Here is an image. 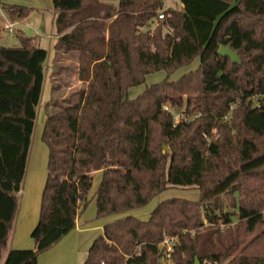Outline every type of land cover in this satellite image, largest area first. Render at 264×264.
Instances as JSON below:
<instances>
[{"label": "trees", "instance_id": "obj_1", "mask_svg": "<svg viewBox=\"0 0 264 264\" xmlns=\"http://www.w3.org/2000/svg\"><path fill=\"white\" fill-rule=\"evenodd\" d=\"M179 1L181 9L163 10L160 19L163 0H52V72L67 70L73 58L83 87L57 102L43 126L47 178L34 249L9 243L50 51L24 36L21 46L0 44L2 264H38L75 227L96 171V217H119L104 226L84 264H157L167 236L178 239L175 264H196V257L264 264V0ZM0 10L15 21L32 8L0 3ZM220 45L237 51L242 64L220 55ZM196 59L197 69L170 79ZM161 70L166 78L129 96ZM58 88L53 84L52 97ZM164 105L188 120L175 124ZM170 187H195L199 198L163 200L147 219L126 215ZM228 206L237 209L235 229ZM219 223L228 226V241Z\"/></svg>", "mask_w": 264, "mask_h": 264}, {"label": "rangeland", "instance_id": "obj_2", "mask_svg": "<svg viewBox=\"0 0 264 264\" xmlns=\"http://www.w3.org/2000/svg\"><path fill=\"white\" fill-rule=\"evenodd\" d=\"M0 3L17 4L32 8L30 14L27 17L23 19H18V24L15 25L13 33H10L6 29H0L1 45L7 47L21 46L22 40L20 36H24V37L34 38L38 44H40L42 47L46 49H53L54 37H51V34H56V29L54 25V8H53L52 0H0ZM163 3L164 6L162 10H166L169 8L181 9L182 7L181 2L179 0H163ZM0 12L5 13V11L2 10H0ZM67 60L68 61L64 62V65L69 66L68 69L63 70L58 74H54L52 72L51 66H48L47 68V78L49 77L51 82L53 84L58 85L59 88L57 91H55V93H53L54 96L52 97L49 103L50 108L46 106L47 104L46 105L43 104L39 110V119L37 121L33 135V140H32V148L34 149L33 150L34 155L30 163L28 164L26 176L23 183V190L26 188L25 189L26 194L29 192L31 185H34L35 188L36 187H38V189L40 188L39 189L40 197H42L43 188L47 178L48 148L46 144H44L41 140L42 115L45 113L46 115L49 114L50 109H56L58 107V105L56 104L57 102L58 104H60L65 96L71 95L72 93L83 87L82 86L83 84L78 80L76 70L73 69V66H75L76 64L75 59L70 58ZM198 66H199V60L196 59L191 65L181 67L175 72H173L170 75V79L177 80L183 74L191 70L197 69ZM166 77H167V73L163 70L148 74L143 84L130 89L129 96L131 98L137 96L138 94L142 93L147 86L162 81ZM50 104L52 106H50ZM181 111L182 110H179L178 112L181 113ZM165 145L168 147L167 150L164 149ZM40 147H42L43 153L42 151H40ZM163 150L165 152L169 151V146L167 144H163ZM173 197L197 200L199 198V191L195 187H170L166 191L162 192L157 197H155L147 205L143 207L135 208L134 210L128 212L126 215L144 217L158 204V202ZM25 198L26 196L24 197V195L20 193V203L22 199L24 200ZM230 200L229 199L227 200L229 206L231 204ZM229 206L227 208L233 209ZM233 211H234L233 222L230 226L232 229H235L236 225L239 222V218L237 215V209L234 208ZM217 228L221 230V234L223 233L222 234L224 238L223 240L228 241L226 237L228 226H226L223 223H219ZM255 237L256 236L252 237L248 243L253 241ZM214 241H216V238H214ZM158 247L160 250L161 249L160 246ZM237 252L235 254H237ZM156 261L157 264H165L161 256H159ZM1 263L2 262H0V264ZM196 264H213V263L208 261L200 262L198 257H196Z\"/></svg>", "mask_w": 264, "mask_h": 264}, {"label": "crops", "instance_id": "obj_3", "mask_svg": "<svg viewBox=\"0 0 264 264\" xmlns=\"http://www.w3.org/2000/svg\"><path fill=\"white\" fill-rule=\"evenodd\" d=\"M3 15L4 17L1 18L0 21L1 27H3V24L5 23L6 20H10L6 15V13H3ZM10 21L18 24V20L15 21L10 20ZM51 37H54L53 38L54 42H53V49H49L50 63H48L49 64L48 66H51V70H53L54 57H55L54 46L57 42L58 36L55 34H51ZM35 42L37 43L36 40ZM52 86L53 83L51 82L50 78L49 77L46 78L44 93L42 98V105L43 104L46 105L50 103L52 99ZM46 118L47 115L45 113L42 115L41 135ZM38 119H39V115H38ZM33 150L34 149L32 148L30 151L28 164L33 158L34 155ZM40 151H42L43 153L42 147H40ZM101 176H102L101 171H96L94 173L93 185L89 196V204L87 205L86 208H80L75 227L72 230H70L66 235H64L60 241H58L49 249L43 251L38 256V264H84L88 256L89 248L93 244L94 240L100 234L103 233L104 226L107 223L119 217V216L116 217L107 216L103 218L96 217L95 196H96L97 188L101 181ZM25 189L24 190L22 189L21 191V194L24 195V197L26 196V198L24 200L22 199L20 203V209L18 212L14 232L12 234L9 243V249H13V248L34 249L36 246L31 236V233L39 221L40 206H41V197L39 190L40 188L38 189V187L35 188L34 185H31V188L29 189V192L27 194ZM152 210L149 213H147L144 217H140V218L147 219L150 216ZM5 255L6 253H4V256ZM0 262H3V260Z\"/></svg>", "mask_w": 264, "mask_h": 264}, {"label": "built area", "instance_id": "obj_4", "mask_svg": "<svg viewBox=\"0 0 264 264\" xmlns=\"http://www.w3.org/2000/svg\"><path fill=\"white\" fill-rule=\"evenodd\" d=\"M1 15H2V17H4L3 14H1ZM163 17H164L163 10H161L160 14H159V18L161 19ZM15 25H16L15 22H12L10 20H6L5 23L3 24V27H1L0 29H6L10 33H13ZM163 110L167 111L173 115L175 124L181 120H188V118L185 117L184 115H182V113L172 110L168 105H164ZM177 242H178L177 237L167 236L160 243L159 246L161 248V257L164 260L165 264H175L172 255H173V252H174V249H175Z\"/></svg>", "mask_w": 264, "mask_h": 264}, {"label": "water", "instance_id": "obj_5", "mask_svg": "<svg viewBox=\"0 0 264 264\" xmlns=\"http://www.w3.org/2000/svg\"><path fill=\"white\" fill-rule=\"evenodd\" d=\"M218 53L222 56H228L234 63L242 64V58L239 53L232 49L229 45H220ZM164 149L167 150L168 147L165 145Z\"/></svg>", "mask_w": 264, "mask_h": 264}]
</instances>
